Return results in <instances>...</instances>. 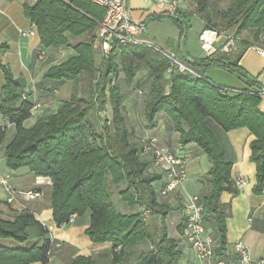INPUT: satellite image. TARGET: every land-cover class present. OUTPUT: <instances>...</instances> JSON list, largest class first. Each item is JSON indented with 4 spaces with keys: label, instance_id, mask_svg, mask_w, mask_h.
I'll list each match as a JSON object with an SVG mask.
<instances>
[{
    "label": "trees",
    "instance_id": "1",
    "mask_svg": "<svg viewBox=\"0 0 264 264\" xmlns=\"http://www.w3.org/2000/svg\"><path fill=\"white\" fill-rule=\"evenodd\" d=\"M192 1L204 22L202 30L213 29L219 34L218 23L212 22L208 10V0ZM23 8L43 48L74 50V56L51 66L42 77L57 83L71 81L72 93L55 111L43 112L30 126H25L36 100L30 99L32 91L25 78L14 77L0 61L4 76L0 114L14 127V134L6 144L7 129L0 127V153L8 169L26 167L34 176L50 178L46 193L56 226L88 213L85 234L93 243L109 244L90 256L77 255L67 264H179L181 258L176 240L169 236L164 225L168 209L173 208L158 201L162 196L159 190L163 175L148 171L153 167V157L143 149V142L138 146L130 141V130L122 114L124 96L117 84L120 71L125 85L141 88L149 82L143 127L153 128L156 115L164 112L172 130L178 133L179 143L182 146L194 143L210 162L202 181L204 188L197 196L204 228L214 230L218 237L215 254L222 253L226 244L227 205L219 202V196L223 191L235 195L240 190L231 177V162L225 158L209 122L223 131L244 127L253 135L249 159L255 164L253 192L260 194L264 189V110L260 109L262 94L223 89L228 86L210 81L204 70L219 66L247 81L248 86H256L239 65L252 44L240 39L234 50L217 47L208 56L185 60L194 72L191 73L180 71L169 58L142 45L114 46L107 55H102L94 41L104 8L88 0H35ZM192 16L191 12L178 8L170 17L179 28L181 39L185 38ZM220 16L226 24L234 21L238 25L237 35L250 29L258 40L264 31V0H231ZM43 48L37 50V56L44 55ZM142 68H147L146 73L137 77ZM82 74L86 75L90 88L88 101L78 95ZM106 98L112 120L98 133L88 113L93 106H102ZM143 154H148L150 161L140 157ZM118 186H122L117 193L120 207L112 193ZM143 209L159 215L160 225L147 223L145 218L150 213L143 215ZM182 220L176 226L180 236ZM0 238L20 243L33 240L28 247L0 246V264H46L58 243L50 236L46 224L36 220L28 209L21 210L13 220L0 218Z\"/></svg>",
    "mask_w": 264,
    "mask_h": 264
},
{
    "label": "crops",
    "instance_id": "2",
    "mask_svg": "<svg viewBox=\"0 0 264 264\" xmlns=\"http://www.w3.org/2000/svg\"><path fill=\"white\" fill-rule=\"evenodd\" d=\"M34 1L0 0V61L14 77L21 76L25 78L28 89L32 91L30 99L36 100L32 116L25 120L24 125L28 120H31L32 124L36 117L43 112L55 111V109H40L41 102L43 106L47 107L48 104L54 101V94L52 95L49 89L53 85L58 84L56 81L43 79V74L51 66L75 55L71 47L43 48L37 32L34 34L21 33L22 30L30 29L32 25L30 19L24 13L23 5H31ZM65 1L68 2L69 0ZM123 1L125 2L129 19L145 26V31L138 36L139 38L153 43L164 52L175 55L177 59L183 62L202 56L203 53L198 55L191 54L186 45V35L185 38H180L179 28L170 18L173 13L158 7L153 0ZM193 16L197 15L194 14ZM199 25L201 26L197 32L198 44V36L204 26V22L200 18ZM189 29L190 21L187 32ZM253 46L249 48L252 49ZM254 47L255 50L260 48L258 46ZM41 48L44 49V55L37 56L36 52ZM253 53L256 54L255 51ZM209 70L210 68L204 70V76L214 83L234 88L253 87L264 89L263 75H260V81L255 82L256 86H248L242 81L232 82L235 84H226L212 78ZM39 82V87H35V83L38 84ZM3 83L4 76L0 69V90ZM53 91L56 93V88ZM260 109L264 110V94L261 97ZM155 120L156 125L151 129L144 128L145 131L151 137H155L160 146L177 153L185 164L186 179L180 187H178L176 192L158 198L160 203H163L161 201L163 199L167 200L166 203L174 209L173 220L176 222L178 219L180 222L186 211L189 197L200 194L204 188L203 177L210 169L211 164L206 155L194 143L184 146L179 143L178 133L172 130L170 120L164 112H159ZM209 125L218 137L219 143L224 150L225 158L231 162V177L235 180L241 177L246 181V185L237 194L233 195L223 191L219 196V202L227 205L225 217L226 244L223 252L217 256L235 262L238 257L235 251V244L241 242L248 251L249 264H264V189L260 194L253 192V186L256 181L255 164L249 159L250 142L253 139V135L244 127L223 131L215 123L209 122ZM0 127L7 129V136L4 141V144H6L14 134V127L1 114ZM140 157L150 161L148 154H143ZM148 171L161 174L153 169L152 166L148 168ZM0 174L8 176V181L14 190L33 187L34 175L26 167H21L17 170L8 169L5 166L2 152L0 153ZM160 183L157 185H160ZM45 189L46 193L48 187ZM7 195V191L0 184V218L13 220L21 210L28 209L34 214L36 220L53 226L54 229L50 232V236L56 239L58 243L55 245L46 264H67L77 255L90 256L109 246L108 243H93L85 234V230L89 226L88 213L82 216H73L70 223L59 227L52 220V209L47 193L39 200L25 202L17 197L12 203L6 201ZM171 224L175 223L171 221ZM176 226L174 228L175 234L172 238L176 240L177 246L181 251L179 264H196L192 248L179 235ZM206 230L214 236L213 238L216 241L218 240L214 230L210 228ZM32 243L33 240L20 243L13 239L0 238V246L9 248L28 247Z\"/></svg>",
    "mask_w": 264,
    "mask_h": 264
},
{
    "label": "built area",
    "instance_id": "3",
    "mask_svg": "<svg viewBox=\"0 0 264 264\" xmlns=\"http://www.w3.org/2000/svg\"><path fill=\"white\" fill-rule=\"evenodd\" d=\"M88 1L104 8L103 17L97 22L96 38L94 41L102 55H107L114 46L142 45L154 49L169 58L172 63L177 65L180 71L187 70L194 73L187 63L177 59L175 55L168 54L153 43L138 37L144 33L145 26L142 23H135L129 19L123 0ZM153 2L158 7L166 9L169 13H174L179 8L181 0H153ZM35 32L34 25H31L30 29L21 31L22 34H34ZM216 36L217 31L213 29H203L199 33L200 48L205 56L215 51ZM256 50L264 57V49L256 48ZM41 55L42 53H38V56ZM221 88L233 92H250V90H254L260 94H264V89L260 88ZM142 142L143 149L152 154L153 167L163 175L164 182L162 188L159 190L160 194L166 196L176 191L186 178L184 161L166 147L160 146L155 137L146 135L142 138ZM7 180V175L0 174V184L3 185L8 193L6 197L8 203H12L17 197L25 202L39 200L44 196V188L51 185L49 177L36 175L33 178V187L14 190L10 185H7ZM245 185V179L239 177L235 180L237 189L241 190ZM149 213V209H143L142 211V214L145 216ZM46 226L49 232L54 229L52 225L46 224ZM181 237L192 248L196 264H249L250 262L248 251L241 242L235 244V251L238 256L235 262L218 257L215 254L217 241L206 231L202 224V205L199 203L197 195L189 197L182 220Z\"/></svg>",
    "mask_w": 264,
    "mask_h": 264
},
{
    "label": "rangeland",
    "instance_id": "4",
    "mask_svg": "<svg viewBox=\"0 0 264 264\" xmlns=\"http://www.w3.org/2000/svg\"><path fill=\"white\" fill-rule=\"evenodd\" d=\"M231 0H208V10L211 13V19L212 22L218 23L216 26V29L219 31V34L216 36L215 40V46L221 47L222 50H234L236 46L238 45L240 39L246 40L249 43H251L254 46H258L261 49H264V31L259 35L258 40H255L253 38V30L247 29L243 30L240 34H236V30L238 25L234 23V21H231L230 23L226 24L225 21L221 20L220 12L225 11L230 4ZM179 9L187 12H191L193 15H197L195 11V3L192 0H181V3L179 4ZM193 16L190 20V29L188 30L186 34V45L191 54H202V50L199 48V44L197 41V32L201 25H199V16ZM232 38V39H231ZM229 45H228V44ZM249 48V50L245 53L242 60L240 61L241 68L246 71L248 76L250 77L251 81H260V75L262 76V80H264V57L255 50V47ZM253 51L256 52L253 53ZM202 57H205L204 53L202 54ZM119 68H121V64L119 63ZM209 73H211V77L215 78L218 82L226 83V84H235L236 81H242L243 83L247 84V81L242 80L241 78H238L236 74L233 72L224 69L219 66H210L208 67ZM121 70V69H120ZM146 68H142L139 71H137L136 76L140 77V75H143L146 72ZM119 78L117 84H120L121 87L120 92L124 96L123 100V108H122V114L124 116L126 127L130 130V141L132 143L140 145L139 143H142V138L146 135H149L143 125L145 122L144 118V101L147 99V90L149 82L144 84L141 88L136 87L135 84L125 85L124 81H121L123 78L122 71L119 72ZM229 82V83H228ZM235 82V83H232ZM262 82V81H261ZM35 87H37V83H35ZM54 88H56V93L53 91ZM52 95L54 94V101L48 104V106H43V103H40L41 108L40 109H56L61 102L66 101L69 99L71 93H72V82L67 81L63 82L61 81L56 86H53L51 90L49 91ZM78 95L81 99L84 101H88L90 98V88L88 85V80L85 74L81 75L80 83L78 85ZM39 97V96H38ZM88 116L94 125V128L97 130L98 133H101V127L109 126L112 120V111L109 101L106 98V102L102 106L97 104V106H93L90 108ZM31 124V120H28L25 124V126H29ZM34 178V177H33ZM186 179V178H185ZM7 185L11 184L7 180ZM3 186V185H2ZM12 187V186H11ZM122 188V186H118L112 189L113 197L115 200L118 199L117 193ZM163 202H167V200L163 199L161 200ZM118 202V200H117ZM118 206L120 207V203L118 202ZM131 210V209H130ZM133 212H136V206L133 207ZM169 212H167L164 225L166 226L167 232L170 235V237H173L175 234L174 228L176 224L179 222L178 219L173 220V210L174 209H168ZM147 223H153L157 224L159 226L160 224V217L159 215H156L155 213H150L145 218ZM171 221H173L175 224H171ZM145 250V248H142ZM148 250V249H146ZM139 251V250H138Z\"/></svg>",
    "mask_w": 264,
    "mask_h": 264
}]
</instances>
